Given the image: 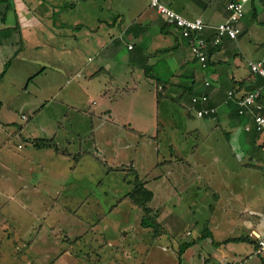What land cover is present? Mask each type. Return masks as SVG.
Segmentation results:
<instances>
[{
	"label": "crops",
	"instance_id": "1",
	"mask_svg": "<svg viewBox=\"0 0 264 264\" xmlns=\"http://www.w3.org/2000/svg\"><path fill=\"white\" fill-rule=\"evenodd\" d=\"M149 1L0 0V81L18 75V69L31 62L28 49L55 45L51 74L55 95L50 96H55V123L50 128L37 130L34 126L41 124L31 122L18 126L8 108L2 109L7 105L4 97L0 99V112L8 118L0 119V212L11 214L4 203H8L6 193L20 192L21 186L26 192L27 182L37 189L55 185L56 193V186L65 188V177L74 175L84 161L95 170L99 164L93 157L102 156L104 166L108 150L113 156L116 150L120 165H132L138 176H146L154 210L161 205L170 211L177 207L207 210L210 233L202 237L204 228L197 231L196 243L184 249L177 263L237 260L236 264H248L247 260L256 261L257 254L264 264L257 250L258 239L264 237V133L257 132L253 123L255 113L264 115V81L248 69L249 60L264 62V0L245 4L235 39L208 43L205 68L191 52V40L151 8ZM161 1L184 17L201 18L202 35L210 40L216 25L228 16L226 5L231 0ZM49 70L42 67L29 75L25 89ZM253 90L260 92L262 108L251 107L252 112L239 114V98ZM203 95L205 101H192ZM46 98L39 99L38 111L46 107ZM209 107L214 109L212 114L197 115ZM125 132L134 139L127 143L129 153L118 146ZM37 141L53 142L55 148L35 146ZM10 142L16 143L18 152L9 147ZM140 142L151 147H142L138 162L135 154ZM93 149L100 155L94 156ZM20 150L19 169L14 175L7 173ZM148 151L150 164L146 163ZM75 154H81L77 163ZM47 158L54 165L49 169L51 183L39 177L30 181L28 162L44 168ZM115 166L111 169L117 170ZM173 210L165 211V216L170 214L165 220L171 233L181 236L177 222L181 217ZM158 219L165 227L162 212ZM150 240L146 245L153 246ZM150 251H144L145 258ZM131 254L133 261L138 253Z\"/></svg>",
	"mask_w": 264,
	"mask_h": 264
},
{
	"label": "rangeland",
	"instance_id": "2",
	"mask_svg": "<svg viewBox=\"0 0 264 264\" xmlns=\"http://www.w3.org/2000/svg\"><path fill=\"white\" fill-rule=\"evenodd\" d=\"M7 34L10 33L7 32ZM48 45L43 49H28L26 54H31V62L23 68L20 67L16 72L18 75L11 74L12 78L7 76L4 81H0V86H2L0 87V99L4 97V104H7L2 109L8 108L10 118H17L15 120L18 126L23 123L25 126L27 122L34 125L41 124V126H34L38 130L42 127L50 128L55 123V96L50 98L52 94L55 95L53 91L55 76L51 75L55 72V45ZM32 57H37L38 62ZM42 67L50 70L41 76H36L25 89L29 75L34 74ZM11 83L12 85L9 87L8 85ZM45 97H47L46 100L49 99L48 103L44 110L38 111L40 108L39 99ZM19 113H23L29 120L19 118ZM0 119L6 121L8 118L0 112ZM212 136L214 137L216 134ZM19 137L17 135L14 139L17 140ZM122 139V142H118V146L123 145L124 151L129 153L132 149L128 148L127 143H132L134 139L126 132L123 133ZM144 145H149V143L140 142L139 151L135 154L137 160ZM149 146L151 147V145ZM161 146L160 151L163 144ZM9 147L18 152L16 143L10 142ZM83 152L86 153L85 150ZM92 153L94 156L100 155L94 149ZM115 153L116 150L114 156ZM22 154L21 150L19 156L14 154L18 159L12 160L10 163L13 165L10 167H15V170L10 168L7 173L13 175L16 173ZM146 154V163L150 164L152 161L151 151ZM114 156L108 150L104 166L102 156L93 157L99 164L95 170L88 168V162L84 161L74 175L65 177V188L60 185L56 186V193L53 192L55 185H53L54 188H51V185L49 187L40 185L37 189L36 186L32 187L30 182H27L28 190L26 192L21 186L20 188L23 189L20 192L13 190L6 193L11 198L5 197L8 203H4L11 214L0 212V264H68V260L72 264H178V240L181 242L184 241L183 239H194L197 231L202 228L210 231L209 222L205 220L208 216L207 210L196 208L186 210L178 207L173 210L170 206L174 214H179L181 217V220L177 221L180 222L178 228L181 229V236H179L176 233L175 235L171 233L170 222L165 220L170 215L165 216V211L170 213L172 210H167L168 207L165 208L161 205L156 211L158 214L162 212L166 229L163 226V221L160 224L171 236V239L154 241L153 246L146 245V242L152 237V234L149 233L152 231L142 221L144 212L126 199V194L134 186L135 175L131 168L132 165H120L119 161L122 158L115 156L117 159L115 162ZM80 157L81 154H75L73 156L74 163L80 161ZM45 160L47 163L44 168L35 162H28L31 171L29 173L30 181L34 182L39 177L51 183L53 177L49 176V171H51L49 169L54 168V165L48 158ZM156 164H154L155 167L159 165L156 166ZM115 165H117V170L111 169L116 168ZM88 172H91V175L87 177ZM13 188L14 186L10 184V190ZM50 188L52 192H50ZM39 189L42 192H39ZM32 197H34L33 200L30 199ZM24 203L27 205L26 208H24ZM176 204L179 206V203L176 202ZM150 205L149 202L148 206L150 207ZM225 227L226 222H223L222 228ZM135 243L138 245L133 249ZM149 248L151 255L145 258V252H148ZM132 251L138 253L134 254V263L131 261ZM165 252H169V254L164 255ZM172 253L174 257L171 256ZM239 253L241 251H238L237 255ZM261 254L264 256L263 253ZM65 258L68 260L66 261ZM197 259L196 253L194 260ZM255 259L256 261L253 259V263L247 260L248 264H260L258 259L260 260L261 257L255 254ZM235 262L232 263L236 264Z\"/></svg>",
	"mask_w": 264,
	"mask_h": 264
},
{
	"label": "built area",
	"instance_id": "3",
	"mask_svg": "<svg viewBox=\"0 0 264 264\" xmlns=\"http://www.w3.org/2000/svg\"><path fill=\"white\" fill-rule=\"evenodd\" d=\"M250 0H231L227 3L226 8L228 9V16L215 27L213 37L208 40L205 36L202 35L205 24L203 20L199 17L187 18L181 14L174 11L169 6L165 5L161 0H150L149 6L153 8L157 13L163 15L167 22L174 24L179 28L180 34L191 40V52L194 54L195 58L199 61L203 68L207 66V53L206 48L208 43L218 44L222 38H231L235 39L240 33L238 27L239 20L244 15V6ZM248 69L251 74L260 77L264 81V62L262 60H249ZM209 82L206 81L205 85H208ZM232 92H229L231 95ZM260 92L258 90L249 91L244 94L238 100V113L243 114L246 112H252L251 107H254L257 111L262 108V105L259 101ZM205 101L206 96L201 97H192V101ZM214 112L213 108H205L204 110L200 109L197 111L198 116L210 115ZM21 119L27 120V117L23 114L20 116ZM254 129L257 132L264 133V115L255 113L253 115ZM1 126V123H0ZM259 250H264V237L258 239Z\"/></svg>",
	"mask_w": 264,
	"mask_h": 264
},
{
	"label": "trees",
	"instance_id": "4",
	"mask_svg": "<svg viewBox=\"0 0 264 264\" xmlns=\"http://www.w3.org/2000/svg\"><path fill=\"white\" fill-rule=\"evenodd\" d=\"M169 24H172V23H169ZM172 25H174V24H172ZM237 112H238V109H237ZM35 146L55 148V143H53V142H41L40 143L39 141H37V143H35ZM132 171L134 172V175H135L134 186L126 194V199L130 203H132L134 206L140 208V210L142 212H144V217H142V221L145 223V226L149 227V229H151V231H152V232H149L150 234H152L150 243L153 245L154 241H160L162 239H165V240L171 239V236L165 231V229H163V226L158 221V215H159L158 212L148 206V203L150 202L153 193L145 185V183H146L145 177L146 176H138L133 168H132ZM33 198L34 197H32L30 199L33 200ZM202 232H203L202 237H205L210 233L206 229H204ZM195 240L196 239H193L190 242H184V241L180 242L178 240V242H179V248H178V253H177V256L179 257L178 260H180V256H181V254L185 248L196 243ZM257 250H259L258 244H257ZM262 252H264V250L258 251V254H261ZM178 264H179V261H178ZM222 264H233V263L225 261Z\"/></svg>",
	"mask_w": 264,
	"mask_h": 264
}]
</instances>
